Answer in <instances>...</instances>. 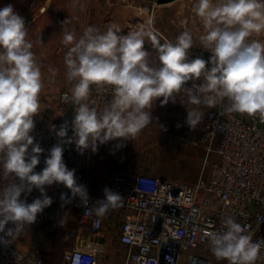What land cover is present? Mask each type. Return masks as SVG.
Instances as JSON below:
<instances>
[{
	"label": "clouds",
	"instance_id": "obj_1",
	"mask_svg": "<svg viewBox=\"0 0 264 264\" xmlns=\"http://www.w3.org/2000/svg\"><path fill=\"white\" fill-rule=\"evenodd\" d=\"M193 11L203 25L201 48L211 53L207 61L200 57L188 61V52L194 47L188 30L175 42L163 44L143 29L122 35L115 25L103 33L88 26L79 37L65 30L62 42L68 51L64 63L72 87L64 100L75 106L73 134L68 136V121L58 129L51 126L57 143L48 151L43 170L36 172L44 149L34 143L30 133L36 126L34 117L41 112V66L27 39L25 19L11 4L0 8V178L12 177L0 191V244L7 246L19 238L51 206L53 199L45 186L62 184L70 191V196L61 193L62 207L76 197L85 213L97 216L120 206L122 194L107 187L104 198L88 206L86 186L78 183L75 169H69L63 160L65 146L74 143L80 154L88 149L95 153L99 145L118 140L116 148H123L124 142L152 123L151 110L160 98L163 106L176 103L183 93L186 103L196 106L187 110L185 119L193 131L204 117L201 106L213 109L226 103L229 113L264 121V41L253 38L264 33V0H195ZM68 22L67 18L62 25ZM146 39L156 49L155 63L144 47ZM49 71L51 79L56 70ZM93 86L111 89L112 100L102 111L90 107ZM34 189L41 195L28 203L27 196ZM208 235L217 260L227 264L264 261V239L254 241L232 217L222 221L220 231Z\"/></svg>",
	"mask_w": 264,
	"mask_h": 264
},
{
	"label": "built area",
	"instance_id": "obj_2",
	"mask_svg": "<svg viewBox=\"0 0 264 264\" xmlns=\"http://www.w3.org/2000/svg\"><path fill=\"white\" fill-rule=\"evenodd\" d=\"M144 1L154 8L159 5L158 0ZM180 1L183 0H174ZM53 47L67 48L56 40ZM193 59L188 56V61ZM70 88L58 98L59 116L70 108L71 103L64 100L65 95H70ZM111 100V89L92 87L90 107L102 111ZM226 106L225 103L209 110L203 128L183 136L186 144H194L204 151L196 179L177 180L149 173H139L133 180L122 175L116 177L114 190L124 197L117 207L121 222L119 239L127 246L123 264H219L210 250L208 234L220 231L227 217L240 223L254 241L264 239V121L258 116L229 113ZM35 125L30 134L34 143L44 149L34 169L40 172L57 137L50 131L54 123L43 119ZM92 154L91 149L80 154L74 143L66 145L63 153L66 166L75 169L78 183L88 190L90 208L103 199L94 194L90 185ZM137 180L143 183L138 185ZM0 181L10 183L12 177L0 178ZM45 188L53 201L62 202L61 193L71 195L62 184ZM71 203L79 209L78 239L73 248L64 252L59 264H76L77 258L79 264H101L107 247L95 238L104 229V216L85 213L79 197ZM0 264L51 263L38 246L30 242L18 244L14 240L7 246L0 244Z\"/></svg>",
	"mask_w": 264,
	"mask_h": 264
},
{
	"label": "crops",
	"instance_id": "obj_3",
	"mask_svg": "<svg viewBox=\"0 0 264 264\" xmlns=\"http://www.w3.org/2000/svg\"><path fill=\"white\" fill-rule=\"evenodd\" d=\"M173 3L176 2L156 6L155 8L158 7V14L155 19L156 25H151L153 26V31L161 35L167 42H175L178 34L174 30L170 31L171 27L165 24V19L160 16V12L168 9ZM8 4L13 5L14 10L25 19L29 33L28 40L33 43L32 51L41 66L44 81V87L40 93L41 112L34 117V121L50 119L49 122L55 124L60 117L56 112L58 78L61 77L67 80L64 57L68 48L63 50L54 48L53 42L55 40L62 42L65 30L74 31L79 37L83 33L84 28L88 26H94L103 33L115 25L121 32V29L126 26L124 20L126 16L119 10L120 8L118 7L120 5L112 3V0H0V8ZM67 18L69 22L62 25V22ZM253 38L264 41V33ZM198 48L202 49L199 38L198 44L194 42V47L189 50L188 56L192 57L194 51ZM154 51L156 52V49ZM150 54L153 55L155 53L152 51ZM52 58H57L52 62V65L54 64L52 69L56 70V75L50 79L51 76H44L43 70L45 69L40 63L52 61ZM202 80L203 78L197 83H201ZM67 84L68 86L72 85L68 81ZM47 92H50L51 95ZM161 100L162 98L153 104L151 110L153 117H157L161 111H166V115L172 118L186 117L187 110L196 107L186 103V97L183 93L178 94L176 103L169 101L168 104L162 106ZM47 104L50 105L48 106ZM209 110L211 109L204 106L199 108V111L204 113L199 125L203 124ZM152 129L155 128L152 127ZM149 133L154 134L152 130ZM177 136L179 137L168 139L170 151L167 154L169 156L168 159L173 162L172 171L166 170L159 161L157 162V158H153L152 154H146L142 151V147L148 138L142 137L136 141V146L132 150L137 155L135 160L123 161L119 166L114 165L115 160L113 159H110V162H105L107 152L113 150L112 146H110L111 144L108 142L99 145L98 150L92 154L88 173L94 194L98 198H104L103 190L106 187L114 190L115 179L121 175L126 176L129 180H133L139 173H149L186 181L196 179L203 164L204 151L194 144H186L183 140L184 133ZM127 147L129 145L125 144L123 148L119 149L122 152ZM115 154L116 157H119V152ZM180 161L181 164H179ZM2 187L3 185L0 183V191H2ZM40 195L39 190L34 189L27 196V202L31 203L33 199L40 197ZM22 198H24L23 194ZM71 210H75L76 213H72ZM117 211V207L112 208L103 215L104 229L95 238L103 242L107 247V251L102 256L101 264H123L126 259L127 246L122 244L119 239L121 222L117 217ZM78 226V207L73 203L62 207V202L53 201L51 206L47 207L41 214H38L36 222L26 228L19 238L15 239V242L18 244L30 242L42 249L47 262L59 264L64 252L73 248L77 242Z\"/></svg>",
	"mask_w": 264,
	"mask_h": 264
},
{
	"label": "rangeland",
	"instance_id": "obj_4",
	"mask_svg": "<svg viewBox=\"0 0 264 264\" xmlns=\"http://www.w3.org/2000/svg\"><path fill=\"white\" fill-rule=\"evenodd\" d=\"M194 2L195 0H183L180 2L173 3L172 5H170V7H168V9H165V11H161L160 16L165 19V24L171 27L170 31L174 30L179 35L181 32L188 30L192 33L195 44H198V38L200 36V33L203 32V25L200 18L193 11ZM112 3H117L118 5H120L118 7L120 8L119 10H121V12H123L126 16L124 19L126 22V26L125 28L123 27L121 29V32L128 33L130 31H137L143 29L145 31H150L160 42V44L167 42V40L164 39L161 35L154 32L153 26H151L156 25L155 19L158 14V7L154 9L153 6H150L151 3L144 0H112ZM115 9L117 10V8ZM144 47L147 48L145 49L149 53H152V51L155 53L153 55L150 54V61L153 63L157 62V53L154 51L155 48H153L150 39L145 40ZM192 58L195 57L192 56ZM56 59L57 58H52V61H43L42 63H40L42 64L43 69H45L43 70L44 76H51L49 69H52L54 65H52V62H54ZM58 82L59 86L57 87L58 91L56 96L58 95L57 97L59 98V95H61L65 90L70 88V85L68 86L67 80H65V78H58ZM47 93L51 95L50 92ZM47 105L49 106L50 104ZM74 107L75 106H72V104H70V108L73 112ZM165 112L166 111H161L160 113H158L157 117H153L154 119L152 123L145 127L137 137H135L134 139H129L127 142H124L125 144L129 145V147H127V149L123 150L122 152L120 151V149L116 148V144L117 142H119L118 140L109 141V143L111 144L110 146H112L113 150L107 152L105 162H110V159H113L115 160L114 165L119 166L120 164H122L123 161L128 162L133 159L135 160L137 155L134 154L132 150L136 146V141H138L139 138L144 137L148 139L145 141V144L142 147V151L146 154H152L153 158H157V162L159 161L165 167L166 170L172 171L173 162L168 159L169 156L167 154L170 151V144L168 139H171V137L178 138V134H186L191 130L185 124V116L172 118L167 116ZM152 127H154L155 129H152ZM201 127L203 128V124H198L196 129L201 130ZM151 130L152 132H154V134L149 133ZM168 136L170 137L168 138ZM117 152H119V157H116L115 153ZM179 164H181V161L179 162ZM71 212L74 214L76 213L75 210H71ZM218 262L219 264H223L224 261L218 260Z\"/></svg>",
	"mask_w": 264,
	"mask_h": 264
},
{
	"label": "water",
	"instance_id": "obj_5",
	"mask_svg": "<svg viewBox=\"0 0 264 264\" xmlns=\"http://www.w3.org/2000/svg\"><path fill=\"white\" fill-rule=\"evenodd\" d=\"M172 2H174V0H158L159 4H168V3H172ZM193 56L195 58H197V57L203 58L204 60L207 61L210 58L211 53L206 51V50H204V49H199L198 48V49H196L194 51ZM206 66L210 67V65H206ZM73 115L74 114H73L72 109H68L62 116H60L58 118V120L54 124L57 127V129H58L61 124H63L65 121H68L69 122V131H68V136L69 137L72 136V134H73L72 133V129H71V121L73 119Z\"/></svg>",
	"mask_w": 264,
	"mask_h": 264
},
{
	"label": "trees",
	"instance_id": "obj_6",
	"mask_svg": "<svg viewBox=\"0 0 264 264\" xmlns=\"http://www.w3.org/2000/svg\"><path fill=\"white\" fill-rule=\"evenodd\" d=\"M0 183L3 185V187H2V190H3V188L7 185V183H9V181H0Z\"/></svg>",
	"mask_w": 264,
	"mask_h": 264
}]
</instances>
